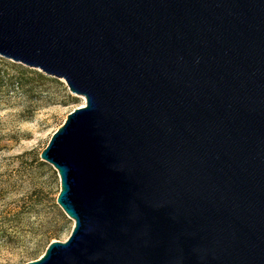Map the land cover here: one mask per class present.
I'll use <instances>...</instances> for the list:
<instances>
[{"label":"water","instance_id":"water-1","mask_svg":"<svg viewBox=\"0 0 264 264\" xmlns=\"http://www.w3.org/2000/svg\"><path fill=\"white\" fill-rule=\"evenodd\" d=\"M0 56L86 101L26 264H264V0H0Z\"/></svg>","mask_w":264,"mask_h":264},{"label":"rangeland","instance_id":"rangeland-1","mask_svg":"<svg viewBox=\"0 0 264 264\" xmlns=\"http://www.w3.org/2000/svg\"><path fill=\"white\" fill-rule=\"evenodd\" d=\"M85 104L64 79L0 56V264L37 260L71 236L75 222L57 204L60 176L40 156Z\"/></svg>","mask_w":264,"mask_h":264},{"label":"bare ground","instance_id":"bare-ground-1","mask_svg":"<svg viewBox=\"0 0 264 264\" xmlns=\"http://www.w3.org/2000/svg\"><path fill=\"white\" fill-rule=\"evenodd\" d=\"M72 94L75 95V96H77V97H82L83 99H85L83 96H80V95H77V94H74V93H72Z\"/></svg>","mask_w":264,"mask_h":264}]
</instances>
